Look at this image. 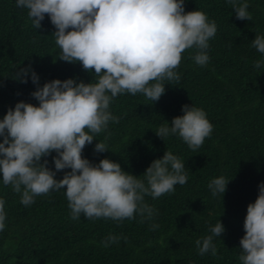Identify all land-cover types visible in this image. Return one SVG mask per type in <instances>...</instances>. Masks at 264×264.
I'll list each match as a JSON object with an SVG mask.
<instances>
[{
  "label": "trees",
  "instance_id": "16d2710c",
  "mask_svg": "<svg viewBox=\"0 0 264 264\" xmlns=\"http://www.w3.org/2000/svg\"><path fill=\"white\" fill-rule=\"evenodd\" d=\"M247 3L250 21L236 19L225 0H185L186 12L203 11L216 23L208 63L196 65L193 50L187 49L176 69L180 79L165 81L158 101L151 103L140 93L118 94L110 104L118 123L110 122L106 132L94 136L107 151L94 152L95 140L83 148L82 156L90 162L108 158L134 176L164 151L179 156L189 170L188 181L159 198L144 197L156 209L154 219L134 215L116 222L81 215L72 220L63 190L39 195L25 207L10 185H0L7 212L0 264H239L246 206L254 202L258 182H264V69L253 68L259 53L250 46L257 33H264V0ZM54 31L47 15L35 30L27 10L17 8L14 0H0V117L18 101L36 104L30 96L35 86L16 78L21 67L30 64L40 85L52 79L92 81L93 70L58 59ZM191 104L202 108L213 125L200 148L193 151L177 137L160 140L157 128ZM53 155L46 158L50 169ZM65 171L69 169L57 172L55 179ZM220 175L232 179L221 198L212 197L207 184ZM217 219L225 231L214 241L216 255L199 256L195 241ZM152 223L158 224L154 230ZM110 233L122 238L104 247L101 241Z\"/></svg>",
  "mask_w": 264,
  "mask_h": 264
},
{
  "label": "clouds",
  "instance_id": "9594fccd",
  "mask_svg": "<svg viewBox=\"0 0 264 264\" xmlns=\"http://www.w3.org/2000/svg\"><path fill=\"white\" fill-rule=\"evenodd\" d=\"M238 20L252 19L247 0H225ZM27 10L36 30L45 15L54 27L51 34L59 48V60L79 63L93 70L91 82L75 78L52 79L39 84L29 64L19 68L20 83L31 82L30 96L36 104L18 101L0 117V185L20 194L28 207L39 195L63 190L69 216L77 220L111 219L116 222L140 216L153 220L156 209L144 201L174 191L189 178L185 162L171 151L154 159L142 175L122 170L108 158L90 162L82 156L86 144L95 140L93 151L104 153L107 146L94 136L106 132L119 118L110 104L119 95L142 94L151 103L165 93V81L180 79L176 71L181 54L192 49V60L204 66L209 61V41L216 35L214 20L200 10L185 11V0H14ZM250 46L259 53L254 69H264V33H257ZM168 85V84H167ZM182 115L157 128L164 140L177 137L195 151L213 131L206 112L194 105H182ZM51 153L50 169L46 159ZM45 158V159H42ZM65 169L62 178L56 173ZM143 178H140V177ZM232 179V178H231ZM212 178L207 188L212 197L226 191L231 180ZM254 202L246 206L243 236L239 239V264H264V182H258ZM6 201L0 196V232L6 226ZM158 224L152 223L150 230ZM225 231L217 219L207 234L195 241L199 256L216 255L215 240ZM120 235L108 234L104 247L117 243Z\"/></svg>",
  "mask_w": 264,
  "mask_h": 264
}]
</instances>
